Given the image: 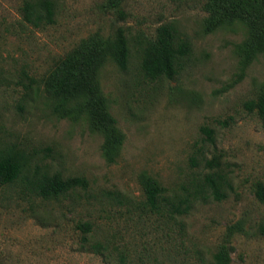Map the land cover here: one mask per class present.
I'll use <instances>...</instances> for the list:
<instances>
[{
	"label": "rangeland",
	"instance_id": "rangeland-1",
	"mask_svg": "<svg viewBox=\"0 0 264 264\" xmlns=\"http://www.w3.org/2000/svg\"><path fill=\"white\" fill-rule=\"evenodd\" d=\"M207 1L123 0L114 7L109 0H55L54 24L34 28L22 21V0H0L1 134L30 149L49 148L40 154L44 164L89 182L57 203L37 201L36 217L26 204H0V264H119L112 247L126 264H209L221 245L231 249L230 264H264V237L255 234L264 206L254 196L255 185L264 184V121L244 110L264 83L263 58L241 68L239 25L205 32ZM166 23L189 41L191 53L173 79L151 81L142 76L137 50ZM118 29L129 42V65L123 71L107 62L99 74L124 134L119 156L107 163L103 138L85 119H58L42 97L19 111L15 82L23 72L41 81L81 40L114 38ZM202 127L213 131V143ZM213 154L222 155L221 170L233 186L227 199L197 201L176 218L142 208V173L168 197L182 196ZM238 221L248 234L228 237ZM84 222L92 226L89 241L109 247L105 255L82 248L76 226Z\"/></svg>",
	"mask_w": 264,
	"mask_h": 264
},
{
	"label": "trees",
	"instance_id": "trees-1",
	"mask_svg": "<svg viewBox=\"0 0 264 264\" xmlns=\"http://www.w3.org/2000/svg\"><path fill=\"white\" fill-rule=\"evenodd\" d=\"M123 0H109L119 7ZM22 21L34 28L53 25L56 16L55 0H22L20 8ZM208 17L205 32L239 25L245 31V39L237 53L240 66L246 69L261 56L264 64V0H208L205 5ZM122 14V13H121ZM139 69L148 80H171L178 74L180 62L191 53L189 41L181 38L172 23L157 28L152 39L138 48ZM130 48L124 30L118 29L114 38L92 35L81 40L66 55L61 57L41 81L23 72L15 82L22 90L21 101L16 108L22 111L32 98H40L48 110L58 119L77 121L85 119L91 130L103 138L102 151L107 163H114L119 156L124 134L117 127V121L110 112V104L104 95L99 74L107 62H114L120 70L129 65ZM247 113H256L264 121V83L255 98L244 104ZM202 134L213 143V131L201 128ZM49 148L38 151L30 149L19 140L6 139L0 128V204L6 202L27 205L26 212L38 216L39 202H59L76 190H86L89 182L82 176L65 177L60 171L52 170L40 154L47 155ZM221 154H213L206 160L205 173L194 178L193 189H183L182 196L168 197L167 189L154 177L142 173L139 182L144 194L141 206L146 211L170 218L189 213L197 202L212 200L220 202L233 191L228 176L221 170ZM13 193V194H12ZM12 196V197H11ZM255 199L264 206V184L254 188ZM25 212V209H23ZM82 233L81 246L105 255L109 247L101 242H90V222L76 226ZM247 235L242 221L227 228V236ZM264 237V223L259 224L256 233ZM119 264H126L127 257L116 247ZM230 247L221 245L212 255L209 264H230Z\"/></svg>",
	"mask_w": 264,
	"mask_h": 264
}]
</instances>
